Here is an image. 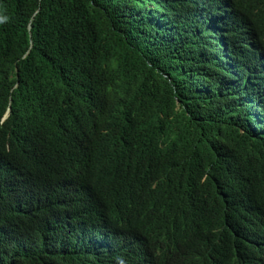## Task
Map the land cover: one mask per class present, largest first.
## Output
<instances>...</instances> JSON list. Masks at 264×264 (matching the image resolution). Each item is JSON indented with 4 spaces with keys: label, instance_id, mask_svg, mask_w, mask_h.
Here are the masks:
<instances>
[{
    "label": "trees",
    "instance_id": "1",
    "mask_svg": "<svg viewBox=\"0 0 264 264\" xmlns=\"http://www.w3.org/2000/svg\"><path fill=\"white\" fill-rule=\"evenodd\" d=\"M241 1L0 0V67L17 64L29 75L19 115L29 99L69 98L93 121L94 87L124 77V67L144 80L153 105L135 103L126 138L162 151L152 168L157 176L167 171L160 177L167 208L184 212L189 225L120 182L132 173L125 155H116L117 194L156 224L152 255L170 264H264V81L247 79L253 57L242 26L262 31L238 14ZM216 13L224 34L207 30ZM228 35L234 55L220 40ZM111 174L100 175L118 181ZM5 186L13 182L0 181V264H152L138 235L130 245L113 236L97 188L77 185L59 201L50 174L33 165L29 197Z\"/></svg>",
    "mask_w": 264,
    "mask_h": 264
},
{
    "label": "clouds",
    "instance_id": "2",
    "mask_svg": "<svg viewBox=\"0 0 264 264\" xmlns=\"http://www.w3.org/2000/svg\"><path fill=\"white\" fill-rule=\"evenodd\" d=\"M181 1L192 4L191 0ZM261 1L242 0L238 8L239 15H249L262 31L258 32L251 25L242 26L251 46L249 51L253 62L246 74L253 85L259 78L264 81V9L258 6ZM225 8L229 11V19L233 14L228 7ZM157 10L162 15L166 8ZM207 30L227 32L217 13L211 15ZM227 37L230 39L222 37L220 40L226 51L234 55L238 46L229 35ZM24 69L17 64L10 68L0 67V181L13 182V186H5L12 194L22 200L29 197L25 183L31 165L43 167L50 174L53 195L59 201L65 200L77 185L87 183L100 191L102 211L113 236L121 244L130 245L131 236L136 234L147 244L150 252L158 228L135 210L134 204L118 197L120 182L139 198L149 201L158 213L182 226L189 225L184 212L167 208L168 194L162 190L160 178L167 171L157 176L152 168L161 159L162 151L126 138L133 127L130 120L137 116L135 103L143 99L153 105V96L145 89L144 80L128 75L124 67V77H116L104 87H94L98 104L91 109L97 117L93 121H86L77 114L76 103L69 98L29 99L25 112L19 115L18 101L29 92L26 90L29 75ZM250 71L254 72L253 76ZM124 79L128 82L124 83ZM57 80L63 78L57 74ZM116 155L131 159L132 173L124 181L117 178L121 161L118 162ZM116 162L118 166L111 174V165ZM102 173H109L118 181H108L100 175ZM146 259L152 264H170L152 252ZM118 264H125L124 259L118 258Z\"/></svg>",
    "mask_w": 264,
    "mask_h": 264
},
{
    "label": "bare ground",
    "instance_id": "3",
    "mask_svg": "<svg viewBox=\"0 0 264 264\" xmlns=\"http://www.w3.org/2000/svg\"><path fill=\"white\" fill-rule=\"evenodd\" d=\"M188 219V218H187ZM155 221V220H154Z\"/></svg>",
    "mask_w": 264,
    "mask_h": 264
}]
</instances>
